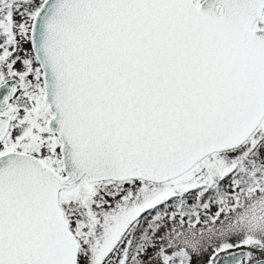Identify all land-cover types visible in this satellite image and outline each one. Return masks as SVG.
<instances>
[{
  "label": "snow or ice",
  "instance_id": "snow-or-ice-1",
  "mask_svg": "<svg viewBox=\"0 0 264 264\" xmlns=\"http://www.w3.org/2000/svg\"><path fill=\"white\" fill-rule=\"evenodd\" d=\"M0 264H264V0H0Z\"/></svg>",
  "mask_w": 264,
  "mask_h": 264
}]
</instances>
